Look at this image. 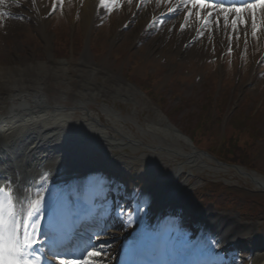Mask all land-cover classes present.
<instances>
[{
    "label": "rangeland",
    "instance_id": "1",
    "mask_svg": "<svg viewBox=\"0 0 264 264\" xmlns=\"http://www.w3.org/2000/svg\"><path fill=\"white\" fill-rule=\"evenodd\" d=\"M65 1L63 0L62 3L59 2L55 7V11H53L51 5L52 0H38L41 12L43 15L46 13L44 17L46 18V32L49 43H41V31L39 30V33L37 30L36 22L32 14V2L29 3L28 0H19L23 6L21 8L23 12L20 14L23 22L19 18H16V21L11 19L3 20L0 16V62H11V59L19 54L33 61L43 62L48 61L49 55L51 54L53 57L57 56L68 60L72 63V66L76 67V64L82 58V53L87 52V60L90 63L94 60L97 61L98 67L90 69L91 65L88 62V67L83 66L79 67V69L84 72L90 71L88 74L95 73V80L101 85L105 84L109 86L112 84L113 79L110 75L116 74L121 77L118 80V85H122L123 81H126L125 78L130 77L134 82L142 86V88H149L151 90L154 87L153 84L159 87L153 89V97L144 94L140 90L138 91L136 88L134 90L131 87H127L128 91L134 94L135 100L123 102L118 99L117 101H120L119 103L121 104L126 103L122 106L123 111L125 115H130L134 121L140 124H144L145 122L146 124L147 122L145 120L148 119L153 125L161 129H167L165 125L166 123L170 124V122L157 105L155 98L160 93H165V97L161 103L164 105L163 109L166 111L174 110L175 107L182 105L187 107L186 105L191 103V105H196H188V109L195 112L196 116L198 113L201 116L202 106L209 105L211 109L212 105V111L208 113L204 112L207 115L206 119H208L207 127H209V124L218 120L222 111L228 110L229 114H231L230 112L234 109L233 105L239 104L234 118L228 117V120L230 119V135L235 132L231 119L235 122H238L239 119L240 122L245 123L244 127L246 128L241 129L239 133L248 137L250 136L249 131L255 133L257 137L261 136L260 138L263 139L262 144H260L262 146L260 151L262 155L261 164L264 167V57L260 56L264 47L261 45V38L259 36L255 35L251 38L245 37L244 43L241 44L236 37L234 38L226 33L224 42L219 43L218 46H214L210 40L208 42H200V34L194 28H191L186 34L187 40H182L179 33H183L184 30L179 29L177 33H174L176 28L168 25L166 21L156 32L148 35L147 39L140 38L137 42L135 40L136 38L132 37L133 28L130 20H127V22L131 26L129 23L128 25L123 24L121 28L122 35L119 38H115L113 34L114 27L119 19L125 21L126 17L130 14L133 15L132 10L135 7V1H132L130 4L128 3L122 9L118 10L116 15L112 14L108 19L105 16L106 14H104L106 8H103V15L96 17L93 25L89 26L83 23L82 13L76 11V0H68L70 2L69 5H65ZM82 1L84 2L86 0ZM27 9L31 13L24 11ZM172 38L175 42L171 41ZM183 41V53H180L179 47ZM158 45L159 51H156ZM194 49L197 51L194 52ZM115 58H119L118 62L124 58V63L125 61H129L127 64L130 66L121 68L120 65L118 67V62L116 63ZM100 68L102 69L101 71H99ZM103 71L107 72V76L101 74ZM74 73L75 75L79 74L77 72ZM71 81L74 84V93L79 91L80 87L88 90L86 93L98 92L100 89L95 84L87 83L88 81L84 82L83 86L82 82L77 78H73ZM126 85L130 86L129 84ZM172 87L176 88L175 90L177 91L172 93ZM59 88L60 90L65 89L67 85H58ZM59 93L58 91L52 90L49 94L51 97L52 94L60 95ZM174 93L181 95V101L174 97ZM69 98L73 99L74 95H70ZM96 100L100 99L93 97L89 105L97 115V111L101 110V105ZM64 103L70 106L73 104L70 101ZM154 106L159 110L157 108L153 109L152 107ZM239 108L244 110V114H240ZM185 109L181 113H178V115L176 114V119L172 120L174 123H177H175V127L181 125L178 120L179 116L189 111H187V108ZM237 112H239V115L236 116ZM99 114L104 115L103 113ZM190 122H193V120H190ZM116 127L118 130L117 128L112 129L114 136L122 138V133H128L121 124L116 123ZM120 127L123 129V132H121ZM134 133L136 138L144 139V142L152 141L147 142L148 145L154 146L159 144L163 147H167V145L173 146L182 150L185 155L189 151L188 144H183L182 141L174 143L171 137L172 132L169 131L160 134L161 137L166 136L167 140L164 143H160L158 139L152 140L151 137L147 139L142 138L137 130H134ZM204 138H206V135ZM100 147L105 148L103 145ZM134 147L136 146L132 143L130 147H127V152L133 154L134 151L132 149ZM144 154H146L148 160L153 162L157 159H164L169 155V153L162 149H150L145 146L139 147L134 153L136 156H143ZM194 156L198 158V161L196 162V166L192 168V175L189 178L183 174L184 178L187 177L190 179L189 188L201 186L205 183L204 180L206 178L213 181H222L227 186H225L226 189L222 190V193L218 197V202L222 204L230 203L231 205L217 208L220 211H215L214 213L218 216L224 214L239 217L240 213L238 208L244 201V194L251 195L248 192L240 191L241 189L244 190L242 182L245 183V181H242L243 177L233 168H220L212 161L200 155L196 154ZM179 159L181 161V158ZM187 159L188 157L184 159V162H187ZM169 165L173 168V165ZM162 167L163 165L158 168ZM167 169L170 170L169 166H167ZM209 206H212V204H208L206 209H209ZM254 220L248 217L250 223L259 226L260 222ZM249 232L248 236H252V233L255 231L252 230Z\"/></svg>",
    "mask_w": 264,
    "mask_h": 264
},
{
    "label": "bare ground",
    "instance_id": "2",
    "mask_svg": "<svg viewBox=\"0 0 264 264\" xmlns=\"http://www.w3.org/2000/svg\"><path fill=\"white\" fill-rule=\"evenodd\" d=\"M155 0H149L145 6L136 12L135 17L132 16L126 17L125 21L128 19L132 20V37L136 38L139 33H142L148 22L151 19V14H158L160 11L169 10L174 2L168 0V5H162V8L154 10V2ZM77 10L82 13V20L87 26L92 23L94 17L98 14V0H76ZM181 2L177 4V7H180V13L185 15L186 9L183 6H180ZM10 1L5 0L3 5H0V8L5 11H9L10 9ZM170 7V8H168ZM12 9V8H11ZM159 10V11H158ZM27 13H31L29 9L24 10ZM33 15L37 18V22L39 23V28L42 32H44L46 22L43 21V17L40 14L39 10L33 11ZM203 15V13H202ZM245 19L247 21L246 25L240 26L235 33L239 35V41L242 42L244 37L252 33L253 29L251 27L252 16L250 13H245ZM4 19V18H3ZM223 20L222 17L220 18ZM255 20L257 24L256 32L264 37V12L260 9H256L255 12ZM125 21H119L115 25L114 36L120 37L122 32L119 31L120 26L125 23ZM202 20H199L195 16L187 18L186 22L188 25H196L197 28ZM215 24V20H212L211 25L206 27V36L200 40V42H208L210 40L211 44L214 46H218L219 43L224 42L225 35L229 34L230 31V23L226 27L224 23L216 26L213 30L212 26ZM12 27V24H11ZM151 26L150 28H152ZM174 33H177V26L175 27ZM204 29V28H202ZM188 32L179 33L178 35L182 37V40H187ZM125 34V33H124ZM133 38V40H134ZM172 42L175 40L172 38ZM181 43L179 47V52L183 53V43ZM155 48V47H154ZM156 51H159V45L156 48ZM193 51V50H190ZM197 50L194 49V52ZM185 53V52H184ZM51 58V56L49 57ZM83 60L86 62V57H83ZM55 65H47L46 61H33L31 59H27L22 57L20 54L16 55L11 59V62L4 63L0 62V187L10 188L11 185L15 182L18 183V186L13 190L14 199L16 200V209L17 211H21V209H26L27 204L30 200L36 199V194L38 193V188H41V184L44 182H49L51 180H46L44 177H48V174L51 171L56 170L57 168H53L59 159V155L51 158L49 156H45L46 150L43 148L45 145L48 147L59 143L57 141L61 138L63 134H68V136L79 137V135L84 133H94L97 136L106 137V144L109 148H117L126 145L125 141L122 139H118L112 135L111 132H104V130H96L94 127H84L89 131L83 128L76 127H66L67 122L65 120H73V116L71 112H52L53 114L47 115L42 113L44 111H48L46 107H51L54 103L58 104L59 98H54L50 100L45 95L43 90L46 86H50L49 82L54 81L55 83H70L67 81V77H72L70 74L77 72L82 74L84 77L86 76V81L91 84H96L95 73L86 74L81 69H77L72 66L71 63H66V61H55ZM88 77V79H87ZM111 78L113 79V83L109 86L105 84L99 85V92L104 96H110L112 98H121L122 95L128 96V92L124 88V85H118L119 76L116 74H112ZM51 80V81H50ZM97 85V84H96ZM84 97H87L86 94H83ZM90 95V94H89ZM92 96V95H90ZM80 102H83L80 100ZM46 118L47 120H41ZM83 118V117H82ZM161 121V120H160ZM86 124V121H83ZM148 131H153L155 129L154 126H148ZM85 130V131H84ZM104 134V135H102ZM115 137V138H114ZM173 138L175 140L180 139L178 134H173ZM69 139V138H68ZM42 143V145H41ZM51 144V145H49ZM71 155H76L75 153H71ZM86 163L87 161H83ZM36 164L43 170L42 175L37 172H33L30 167ZM67 167H71V164H68ZM70 169V168H69ZM93 170L101 169V165L93 166ZM62 168L59 169L58 173L60 174L59 179L66 178L70 179L72 173L68 172L65 175H62ZM179 173V171H178ZM11 178V179H10ZM58 178L52 180L51 182L58 181ZM258 186L264 187V180L259 179ZM50 182V183H51ZM21 187V189H19ZM174 200V194L170 196V200L167 203V206ZM155 206V205H154ZM169 207V206H168ZM167 207V209H168ZM46 205L41 206V211L38 213V216H41L46 211ZM160 207L156 208V210L161 211ZM165 210V208H164ZM63 210L59 211L62 212ZM33 217L32 219H35ZM30 223L31 221H26ZM221 223H224L223 221ZM236 230L234 231V235L232 240H238L240 226H236ZM155 228H151V231ZM224 228H222L223 230ZM140 231L142 229L139 228L137 230H132V233L128 235L124 239L123 245L121 247L123 252V257H127V261H130L133 254L140 248L144 247V242L148 243L150 241L151 245H155L154 239H146L142 240V237H139ZM240 236V235H239ZM106 238V236H103ZM144 239V238H143ZM228 239V240H227ZM142 240V241H141ZM216 241H218V245L216 249L220 245H224L226 242L230 241L229 238H219L216 237ZM164 240L163 238L158 239V248L162 250V244ZM162 243V244H161ZM209 242L202 241L199 245V249H207L209 248ZM203 248H201V247ZM215 249V250H216ZM148 250V249H147ZM212 251V250H210ZM214 252V251H213ZM148 253H139L140 256L147 258ZM264 262V254L261 257L258 264Z\"/></svg>",
    "mask_w": 264,
    "mask_h": 264
},
{
    "label": "snow or ice",
    "instance_id": "3",
    "mask_svg": "<svg viewBox=\"0 0 264 264\" xmlns=\"http://www.w3.org/2000/svg\"><path fill=\"white\" fill-rule=\"evenodd\" d=\"M31 2L35 4L36 0H31ZM62 2L63 0H60V3ZM115 2L116 0H99V5L103 9ZM130 2L131 0H129ZM4 3L5 0H0V5ZM180 6L186 9V19L195 16L207 26L210 18L214 19L216 24H219L222 17L225 26L227 27L230 23L233 31L247 24L244 14L250 13L252 16L251 27L253 36L256 35L257 29L255 20L256 9L264 12V0H252V2L228 5L223 3V0H181ZM55 7L54 5L53 11H55ZM2 15H10V13L0 12V16ZM184 28L185 25L182 24L181 30H184ZM44 179L46 181L47 177H44ZM42 204L43 196L38 192L36 199L30 200L26 209L17 211L13 190L0 187V264H44L49 254L55 258L56 264H92L93 259L102 257L103 251L107 247L105 242H98L96 245H92L80 258H68L56 251L54 245L58 233L55 222L51 225L53 244L49 246L48 253L44 257L37 255L34 251V246L39 243L37 233L42 217L38 216V213L41 211ZM75 204L76 206L83 205L89 210L95 206L94 199L90 197L86 188L77 193ZM65 206L71 213L73 202L67 201ZM123 211L122 209L121 212ZM33 217L36 218L32 219ZM26 221L31 222L28 223ZM47 264H53V261L47 260Z\"/></svg>",
    "mask_w": 264,
    "mask_h": 264
}]
</instances>
